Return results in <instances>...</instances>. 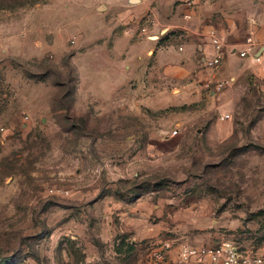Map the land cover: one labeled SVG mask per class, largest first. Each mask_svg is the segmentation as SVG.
<instances>
[{
	"label": "rangeland",
	"instance_id": "obj_1",
	"mask_svg": "<svg viewBox=\"0 0 264 264\" xmlns=\"http://www.w3.org/2000/svg\"><path fill=\"white\" fill-rule=\"evenodd\" d=\"M186 1L154 0L162 13ZM237 1L246 41L250 0ZM72 3L0 0V264H148L149 240L133 243L122 215L148 196L200 209L201 227L163 225L153 240L261 247L264 94L232 73L227 94L213 83L200 103L176 90L129 114L77 107L78 70L91 75L98 50L77 33L103 21Z\"/></svg>",
	"mask_w": 264,
	"mask_h": 264
},
{
	"label": "crops",
	"instance_id": "obj_2",
	"mask_svg": "<svg viewBox=\"0 0 264 264\" xmlns=\"http://www.w3.org/2000/svg\"><path fill=\"white\" fill-rule=\"evenodd\" d=\"M193 1V6L187 0L162 13L154 0H138L135 4L132 0H73L71 6L76 11L103 21L99 31L88 36L77 33L85 52L91 47L98 50L93 54L91 75L78 70L76 106L92 105L102 116L111 111L129 114L133 106L157 105L154 95L167 96L176 90L182 105L200 103L213 83L218 85L211 95L218 90L227 94L224 85L232 73L235 75L230 80L250 77L255 90L264 94V0H250L246 9L242 7L243 14L247 12L250 17L246 41L238 38L241 25L235 18L241 2ZM158 31L160 35L167 33L161 37ZM212 32L222 36L225 45V58L216 69L207 68L203 61L213 53ZM249 49L247 58L239 57L240 51ZM255 57L261 61L255 62ZM220 107L223 114L230 109L227 105ZM220 118L218 122H222ZM199 211L196 201L181 204L177 199L148 196L122 212L123 229L131 234L133 243L148 239L151 246L163 241L153 240L163 233V225L177 232L184 227H201ZM156 218L161 219L158 225L153 224ZM250 250L264 255V244Z\"/></svg>",
	"mask_w": 264,
	"mask_h": 264
},
{
	"label": "built area",
	"instance_id": "obj_3",
	"mask_svg": "<svg viewBox=\"0 0 264 264\" xmlns=\"http://www.w3.org/2000/svg\"><path fill=\"white\" fill-rule=\"evenodd\" d=\"M188 5L193 6L194 1L188 0ZM186 18H189L187 16ZM214 47L210 58H205L204 64L207 68H218L225 58V45L222 36L216 32L210 35ZM250 42V39H248ZM76 43V39L72 40ZM250 49L240 51L239 57L247 58ZM255 62L261 61L260 57L254 58ZM230 115L221 116L226 121ZM179 130L173 131L172 135H178ZM148 264H264V255L256 251L246 250L232 241H221L213 245H199L189 242L166 240L159 244L151 245L147 254Z\"/></svg>",
	"mask_w": 264,
	"mask_h": 264
},
{
	"label": "water",
	"instance_id": "obj_4",
	"mask_svg": "<svg viewBox=\"0 0 264 264\" xmlns=\"http://www.w3.org/2000/svg\"><path fill=\"white\" fill-rule=\"evenodd\" d=\"M138 2V0H132V3L133 4H135V3H137Z\"/></svg>",
	"mask_w": 264,
	"mask_h": 264
}]
</instances>
